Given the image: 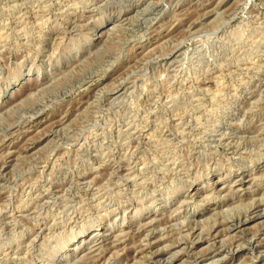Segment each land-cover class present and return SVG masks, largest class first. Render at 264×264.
<instances>
[{"label": "rangeland", "instance_id": "obj_1", "mask_svg": "<svg viewBox=\"0 0 264 264\" xmlns=\"http://www.w3.org/2000/svg\"><path fill=\"white\" fill-rule=\"evenodd\" d=\"M0 50V264H264V0H0Z\"/></svg>", "mask_w": 264, "mask_h": 264}, {"label": "bare ground", "instance_id": "obj_2", "mask_svg": "<svg viewBox=\"0 0 264 264\" xmlns=\"http://www.w3.org/2000/svg\"><path fill=\"white\" fill-rule=\"evenodd\" d=\"M38 3V2H37ZM66 5V4H65ZM19 6V5H18ZM51 6V5H50ZM69 6V5H68ZM258 17V16H257ZM61 18V17H60ZM260 24V23H259ZM228 29V28H227ZM26 31V30H25ZM216 31V30H215ZM219 31V30H218ZM239 34V33H238ZM21 35V34H20ZM40 36V35H39ZM172 36V35H171ZM214 36V35H213ZM255 36V35H254ZM207 39V38H206ZM2 45V44H1ZM4 48V47H3ZM1 51V50H0ZM232 52V51H231ZM257 52V51H256ZM259 52V51H258ZM250 53V52H249ZM191 56V55H190ZM239 56V55H238ZM248 58V57H247ZM182 59V58H181ZM208 62V61H207ZM171 63V62H170ZM169 63V64H170ZM231 66V65H230ZM224 70V69H223ZM201 72V71H200ZM222 82V81H221ZM143 86V85H142ZM219 86V85H218ZM132 90V89H131ZM236 90V89H235ZM134 91V90H133ZM181 92V91H180ZM223 92V91H222ZM178 93V92H177ZM168 94V93H167ZM193 94V93H192ZM184 95V94H183ZM206 95V94H205ZM215 95V94H214ZM218 96V95H217ZM185 97V96H184ZM136 98V97H135ZM178 98V97H177ZM151 99V98H150ZM185 99V98H184ZM221 99V98H220ZM123 100V99H122ZM194 100V99H193ZM223 100V99H222ZM110 102V101H109ZM169 102V101H168ZM215 102V101H214ZM154 104V103H153ZM122 105V104H121ZM169 106V105H168ZM219 106V105H218ZM222 106V105H221ZM114 107V106H113ZM191 107V106H190ZM187 111V110H186ZM164 113V112H163ZM180 114V113H179ZM207 114V113H206ZM154 115V114H153ZM161 115V114H160ZM210 116V115H209ZM222 116V115H221ZM200 118V117H199ZM192 119V118H191ZM60 120V119H59ZM119 121V120H118ZM207 121V120H206ZM219 123V122H218ZM122 124V123H121ZM171 124V123H170ZM179 124V123H178ZM221 125V124H220ZM156 126V125H155ZM126 128V127H125ZM155 130V129H154ZM201 130V129H200ZM133 132V131H132ZM181 133V132H180ZM185 133V132H184ZM208 133V132H207ZM111 135V134H110ZM216 135V134H215ZM153 136V135H152ZM121 137V136H120ZM148 138V137H147ZM184 138V137H183ZM173 139V138H172ZM148 140V139H147ZM194 141V140H193ZM248 141V140H247ZM219 142V141H218ZM82 144V143H81ZM214 144V143H213ZM235 145V144H234ZM34 146V145H33ZM229 146H231V145H229ZM40 147V146H39ZM228 147V146H227ZM238 147V146H237ZM229 150V149H228ZM236 150V149H235ZM251 150V149H250ZM77 152V151H76ZM90 154V153H89ZM131 154V153H130ZM133 154V153H132ZM241 154V153H240ZM82 155V154H81ZM78 157H79V155H78ZM225 158V157H224ZM218 159V158H217ZM120 161V160H119ZM94 162V161H93ZM167 162H169V161H167ZM3 163V162H2ZM164 163V162H163ZM229 163H230V161H229ZM239 163V162H238ZM241 164V163H240ZM38 165V164H37ZM3 166V165H2ZM148 167V166H147ZM241 168V167H240ZM141 174V173H140ZM173 174V173H172ZM135 176V175H134ZM133 176V177H134ZM215 177V176H214ZM129 179V178H128ZM243 176L241 175L240 176V179L238 180V182H240V183H243L242 181H243ZM131 180V179H130ZM26 181V180H25ZM188 183V182H187ZM213 187V186H212ZM192 189H191V192L193 191V192H197V188L196 187H191ZM189 193V196H188V198L190 199V198H193V196L192 195H194V194H192V193ZM39 193V192H38ZM93 196V195H92ZM53 199V198H52ZM116 200V199H115ZM68 202V201H67ZM255 206V205H254ZM98 207V206H97ZM65 208H67V207H65ZM182 210V209H181ZM264 211V210H263ZM63 212V211H62ZM262 213V212H261ZM261 213H258V212H254V213H252V215L250 216V217H245L246 219H244V221H243V224L244 223H246V222H248L249 220H251V219H254V218H256V217H259V216H261L262 214H263V216H264V212L261 214ZM23 214V213H22ZM232 215V214H231ZM41 216V215H40ZM187 216V215H186ZM7 217V216H6ZM254 217V218H253ZM262 217V216H261ZM62 221V220H61ZM254 225V224H253ZM11 227V226H10ZM45 227V226H44ZM176 227V226H175ZM237 227V226H236ZM154 231V230H153ZM148 234V233H147ZM256 235V234H255ZM36 238V237H35ZM13 239V238H12ZM221 241V240H220ZM222 243V242H221ZM256 245V244H255ZM244 248V247H243ZM230 250V249H229ZM161 253V252H160ZM262 257V256H261ZM140 260V259H139ZM220 260V259H219ZM213 261V260H212Z\"/></svg>", "mask_w": 264, "mask_h": 264}]
</instances>
